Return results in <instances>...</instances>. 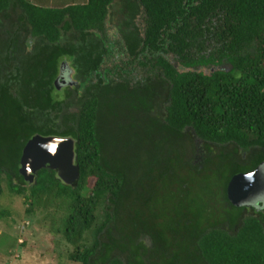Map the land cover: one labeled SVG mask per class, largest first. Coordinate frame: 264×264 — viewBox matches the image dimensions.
Masks as SVG:
<instances>
[{"label": "trees", "instance_id": "16d2710c", "mask_svg": "<svg viewBox=\"0 0 264 264\" xmlns=\"http://www.w3.org/2000/svg\"><path fill=\"white\" fill-rule=\"evenodd\" d=\"M35 134L73 139V184L21 175ZM262 162L264 0H0V196L63 209L70 260L264 264V213L228 195Z\"/></svg>", "mask_w": 264, "mask_h": 264}, {"label": "rangeland", "instance_id": "374dc122", "mask_svg": "<svg viewBox=\"0 0 264 264\" xmlns=\"http://www.w3.org/2000/svg\"><path fill=\"white\" fill-rule=\"evenodd\" d=\"M200 67L208 73L212 67L229 69L231 66L220 63ZM0 207L5 212L0 216V264H80L68 258L72 246L58 231L63 209L35 207L32 212H27L23 199L10 193L6 185L0 196ZM102 219L99 211L98 221ZM93 239L94 230H90L84 241L91 244Z\"/></svg>", "mask_w": 264, "mask_h": 264}, {"label": "water", "instance_id": "95a60500", "mask_svg": "<svg viewBox=\"0 0 264 264\" xmlns=\"http://www.w3.org/2000/svg\"><path fill=\"white\" fill-rule=\"evenodd\" d=\"M56 83L58 85L72 83L69 70L61 71ZM53 146L55 147L54 151ZM44 167L56 170L57 176L65 184H73L79 177V168L74 163L73 139L40 134L32 136L22 149L19 172L25 179L32 182L37 171ZM263 169L264 162L252 171L240 172L232 176L228 184V195L234 204L256 206L261 203L260 207H264V199L256 197L258 191L263 192L264 186L261 187L254 182L257 176L263 177ZM251 193L252 196H250ZM245 198L248 199L245 200Z\"/></svg>", "mask_w": 264, "mask_h": 264}, {"label": "flooded vegetation", "instance_id": "af4514ba", "mask_svg": "<svg viewBox=\"0 0 264 264\" xmlns=\"http://www.w3.org/2000/svg\"><path fill=\"white\" fill-rule=\"evenodd\" d=\"M263 177H264V175H263ZM263 177H259V176H257V179L254 181V182H256L258 185H260L261 187H263L264 186V179H263ZM251 184H253V183H251ZM260 187V188H261ZM259 188V189H260ZM259 193V194H258ZM257 195H256V197L257 196H259V197H261L262 198V192L260 193V191H258L257 193H256ZM250 196H252V193H251V195ZM255 196V195H254ZM253 196V197H254ZM248 198H245V200H247ZM262 204L261 203H258L256 206H253V205H247L246 206V208L247 209H249V210H252L253 212H261V213H264V207H260ZM251 211V212H252Z\"/></svg>", "mask_w": 264, "mask_h": 264}, {"label": "crops", "instance_id": "0c3cea01", "mask_svg": "<svg viewBox=\"0 0 264 264\" xmlns=\"http://www.w3.org/2000/svg\"><path fill=\"white\" fill-rule=\"evenodd\" d=\"M37 4H68V3H79L83 0H29Z\"/></svg>", "mask_w": 264, "mask_h": 264}, {"label": "snow or ice", "instance_id": "6c2138e0", "mask_svg": "<svg viewBox=\"0 0 264 264\" xmlns=\"http://www.w3.org/2000/svg\"><path fill=\"white\" fill-rule=\"evenodd\" d=\"M55 150V147L53 146V151Z\"/></svg>", "mask_w": 264, "mask_h": 264}]
</instances>
